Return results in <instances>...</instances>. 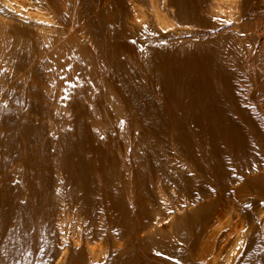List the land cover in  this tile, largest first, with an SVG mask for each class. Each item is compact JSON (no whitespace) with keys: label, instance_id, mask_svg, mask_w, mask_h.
<instances>
[{"label":"bare ground","instance_id":"6f19581e","mask_svg":"<svg viewBox=\"0 0 264 264\" xmlns=\"http://www.w3.org/2000/svg\"><path fill=\"white\" fill-rule=\"evenodd\" d=\"M239 1L0 0V264L30 255L41 264L47 237V264H67L71 248V264L85 252L98 255L93 264H264L263 127L239 83L264 88L253 55L264 52V16L248 49ZM199 146L220 162L248 156L252 167L227 174L226 192L243 207L252 177L255 225H242L239 210L223 216L222 198L207 193L174 212L150 210L176 173L196 167ZM199 214L207 224L183 241L176 227Z\"/></svg>","mask_w":264,"mask_h":264},{"label":"rangeland","instance_id":"374dc122","mask_svg":"<svg viewBox=\"0 0 264 264\" xmlns=\"http://www.w3.org/2000/svg\"><path fill=\"white\" fill-rule=\"evenodd\" d=\"M246 1V0H245ZM244 0H240L239 1V5L241 6V8H240V14H241V17H243L241 20H242V24L244 25L245 24V26H247L248 27V25L250 26L249 28L250 29H252V32L250 33V38H249V40L251 41V42H248L247 43V47H248V49H250V48H252V49H254L255 47H254V39H255V35H256V32H254L253 30V26L255 25V24H257V25H259L260 24V22H258V21H256V19L254 18L255 16H258V18H260L261 17V15H262V17L264 16V10H263V12L262 11H260L257 7H259V1H263V0H248V1H246L245 2ZM241 2V3H240ZM248 2V3H247ZM250 3V5H248ZM246 5V6H245ZM252 5H255V6H252ZM243 6V7H242ZM248 6V7H247ZM256 9H255V8ZM243 8H246V9H243ZM249 8L250 9H252V10H249ZM242 9V10H241ZM248 10V11H247ZM245 12V13H244ZM259 12V13H258ZM246 14V15H245ZM249 19V20H248ZM261 25V24H260ZM253 36H254V39H253ZM252 38V39H251ZM250 43V44H249ZM251 43H253V45H251ZM251 45V46H249V45ZM253 46V47H252ZM250 47V48H249ZM252 49L250 50V51H252ZM258 50V51H257ZM260 51H262V49H261V47H258V48H256V50H255V52L253 51V55L255 54V58H256V56L258 55V54H256V53H260L259 55V61L261 62L260 64V66H262V69L264 70V52H263V55H262V52H260ZM261 58V59H260ZM263 58V59H262ZM243 79V80H242ZM242 79H240L239 80V83L241 84V87H242V90H241V93H242V95L244 96V97H249L250 96V99L249 98H244L247 102H249L250 101V108L252 109L251 111H253L254 113H252L253 114V117L255 118V122H256V124H257V130L259 131L260 129L259 128H261V127H263L264 128V107L262 108V106L261 105H263L264 106V91H263V89L264 88H262V86L260 85V82L258 81V80H252L251 78H249L248 76H244V77H242ZM248 79V80H247ZM242 80V81H241ZM246 81V82H245ZM253 81L255 82V83H253ZM184 84H187V82H189L188 80H185V81H182ZM243 82V83H242ZM258 82V83H257ZM255 84V85H254ZM247 85V86H246ZM252 87H251V86ZM260 86V87H259ZM255 87H257V88H255ZM259 87V88H258ZM264 87V86H263ZM244 88H245V90H244ZM254 90V91H252V90ZM259 89V90H258ZM263 92H262V91ZM261 91V92H260ZM252 92H254V93H252ZM255 92H257V93H255ZM245 93H246V95H245ZM196 94H197V97H196ZM263 96V97H262ZM263 98V99H262ZM184 99V102L186 101L187 103H190V101H189V99L190 98H188V97H184L183 98ZM187 99H188V101H187ZM192 99V98H191ZM193 99H195V100H197L198 102L200 101L201 103H203V97H202V95H201V93H194V98ZM257 100V101H256ZM262 102L261 103V105L259 104V102ZM253 103H254V105L255 104H257V106L259 107H257V106H254L253 105ZM259 104V105H258ZM253 105V106H252ZM255 108V109H254ZM261 109H263V110H261ZM261 110V111H260ZM257 111V112H256ZM191 112V113H190ZM260 112V113H259ZM263 112V114L261 115V113ZM189 113V114H188ZM187 115H188V119H190V118H193V115H192V111L191 110H188V112H187ZM256 115H259V117L258 116H256ZM256 118H257V120H256ZM261 118V119H260ZM263 121V122H262ZM263 123V124H262ZM262 124V125H261ZM263 128H261V130L259 131V137H260V140H261V138H262V140L260 141V148H259V150H258V148H256V150H257V153H256V155H257V157L258 158H260V160L262 161V162H264V129ZM256 129V128H255ZM201 148V149H200ZM204 147H201V146H199V148H197V152H201L200 153V155H199V157H200V160H201V158H202V160L201 161H205V162H202V164H199V162H200V160H199V157L196 159V164H195V166L197 167H194V168H189L188 169V167L185 169V170H183V171H179L178 173H176L177 175L179 174V176H181V180L179 179L178 180V182H175V184L173 185V186H171V188H166L165 190H164V192H163V196H162V198H161V200L160 201H158V200H153L152 201V203H151V205L149 206L150 207V210L152 211H157V212H159V214L160 215H162V214H165V211L166 212H174L175 210H178V209H180L181 207H182V205H185L186 203H188V200L192 197V196H194V194L195 195H199L200 194V196H203V195H205L206 193L208 194V195H210L211 197H215V198H217V199H221L223 202H225V203H223L222 201H221V205H222V209H223V211H222V209H221V213H223L222 215L223 216H225V214H228L229 216H230V213L232 214L233 212H231V211H234V212H236L237 210H239V212L238 213H240V215H242L243 214V219H242V217H241V224L243 225L244 224V226H246V224H247V222H248V224H247V226H251V225H255L256 223H257V221L254 219L253 221H254V223H252L253 221H251L250 219H249V216H250V214L249 213H251L255 208V206L254 205H256L255 204V202H253L254 200H252V198L254 197V196H252L253 194H254V192H253V190H251V189H249L250 191L249 192H247L248 190V187H249V183H251L253 180H252V177H247V178H245V184H244V188L242 189V195L241 196H244V198H245V202H246V204L245 203H243V204H241V205H243V207H237V205H233L232 204V200L230 199V197H228V195H227V192H226V190H227V174H233V171L236 173V172H239V171H244V170H246L248 167H252V162H248L249 160H247L248 158V156H240V157H234V158H230V159H228V158H225V159H222V161L220 162V161H218V160H216V159H213V156L212 155H210L211 153H210V150H208V148H204ZM198 149H200V150H198ZM206 149H207V151H206ZM203 151H204V153H203ZM205 151L207 152V153H205ZM262 151V152H261ZM209 153V154H208ZM203 154V155H202ZM206 154V156H207V158L204 156ZM202 155V156H201ZM206 158V159H205ZM247 158V159H246ZM239 159V160H238ZM207 160V161H206ZM209 160H211V161H209ZM246 160V161H245ZM199 161V162H198ZM232 161H234V163L232 162ZM214 162V163H213ZM226 162V163H225ZM231 162V164H229ZM219 163V164H218ZM233 163V164H232ZM247 163V165H245ZM254 163H256L255 161H254ZM258 163H260L261 164V162H258ZM199 164V165H198ZM207 164V165H206ZM213 164V165H212ZM217 164H218V166H217ZM221 165V166H220ZM226 165H229V166H227L228 167V169H227V167H226ZM239 165V166H238ZM199 166V167H198ZM201 166H202V168H201ZM214 166V167H213ZM217 166V167H216ZM238 167V168H237ZM246 169H245V168ZM240 168V169H239ZM195 169V170H194ZM198 169V170H197ZM209 169H211V171L209 170ZM212 169H214L215 171V173L213 172V170ZM221 169V170H220ZM235 169V170H234ZM189 170V171H188ZM197 170V171H196ZM200 170V171H199ZM191 171V172H190ZM195 173H194V172ZM224 171V172H223ZM182 173V175H181V173ZM210 172V173H209ZM197 173V174H196ZM219 173V174H218ZM190 174H191V176H190ZM205 174V175H204ZM225 174V175H224ZM192 178V179H191ZM187 179V180H186ZM190 179V180H189ZM196 181H195V180ZM198 179V180H197ZM217 179H219L218 181H217ZM223 179V180H222ZM184 180V181H183ZM194 180V181H193ZM247 180V181H246ZM217 181V182H216ZM183 184H182V183ZM188 182V183H187ZM190 182V183H189ZM202 182V183H201ZM208 182V186H207V183ZM187 183V184H186ZM194 183H195V185H194ZM225 183V184H224ZM180 186H179V185ZM176 186V187H175ZM179 186V187H178ZM189 186V187H188ZM197 187L196 188V190H198V191H196L195 190V188L194 189H192L193 187ZM209 186H210V188H209ZM222 186V187H221ZM246 186H247V189H246ZM175 187V188H174ZM185 187V188H184ZM187 187V188H186ZM212 187V188H211ZM214 187V188H213ZM224 187V188H223ZM225 187H226V189H225ZM173 188H174V191H173ZM199 188V189H198ZM209 188V189H208ZM250 188V187H249ZM189 189V190H188ZM190 189H191V191H190ZM203 189V190H202ZM212 189V190H211ZM178 192H177V191ZM208 190H210V192L208 191ZM175 191H176V193H175ZM185 191V193H183ZM193 191H195V192H193ZM201 191V192H200ZM204 191V193H202ZM212 191V192H211ZM220 191V192H219ZM246 192V193H244V192ZM253 193H252V192ZM170 192V193H169ZM172 192H173V194H172ZM180 192V193H179ZM197 192H200V193H197ZM169 195H167V194ZM174 193L176 194V196L174 195ZM192 193H194V194H192ZM202 193V194H201ZM214 193V194H213ZM220 193H222V195L220 194ZM179 194H181V195H179ZM185 194V195H184ZM206 194V195H207ZM251 194V195H250ZM171 195H172V197H171ZM191 195V196H190ZM214 195V196H213ZM218 195V196H217ZM249 195V196H248ZM182 196V197H181ZM187 196V197H186ZM190 196V197H189ZM219 196H222V197H219ZM186 197V198H185ZM210 197V199H212ZM247 197V198H246ZM250 197V198H249ZM166 198V199H165ZM167 198H168V200H167ZM163 199V200H162ZM173 200V202H169V201H172ZM177 199V200H176ZM188 199V200H187ZM249 199V203H248V200ZM260 199H262V201H264V196L263 195H260ZM163 203H162V202ZM166 201H167V203H166ZM177 201V202H176ZM230 201H231V203H230ZM254 203V205H252L253 203ZM168 202H169V204H168ZM174 202L175 203H177V205L176 204H174ZM173 203V204H172ZM182 203V204H181ZM205 203V204H204ZM223 203V204H222ZM227 203V204H226ZM252 203V204H251ZM168 204V205H167ZM172 204V205H171ZM179 204V205H178ZM207 204V205H206ZM211 204V203H210ZM210 204H209V202L207 201V202H203V205H206V206H210ZM157 205V206H156ZM175 207H174V206ZM202 205V206H203ZM226 205V206H225ZM252 206V208H251V206ZM152 206V207H151ZM227 206H228V209H227ZM229 206L231 207V209L232 210H230V208H229ZM233 206V207H232ZM236 206V207H235ZM245 206H247V207H245ZM179 207V208H178ZM155 208H156V210H155ZM160 208V209H159ZM198 208H200V207H198ZM197 207L195 208L196 210L198 209ZM210 208V207H209ZM236 209V210H234V209ZM241 210H240V209ZM250 208V209H249ZM256 208H257V206H256ZM253 209V210H252ZM170 210H173V211H170ZM230 210V211H229ZM246 210V211H245ZM251 210V211H250ZM50 211H52V208H51V210L50 209H48V212H50ZM164 211V212H163ZM226 211V212H225ZM242 212V213H241ZM0 213H1V210H0ZM184 213H188L189 214V211L188 212H184ZM184 213H182V212H179V213H177L176 215H175V218H177V221H178V219H180V218H182L183 217V214ZM246 213H248L247 215H246ZM228 215H226L225 217H228ZM200 214L199 215H196L194 218H192L193 219V221H194V219H195V221H196V223H194L193 221H192V219H189L185 224H183V225H181L180 227L179 226H177L176 228H177V230L175 229V233L176 234H178L182 239H183V241H190V239L191 240H195L196 238H197V236H199L200 235V233L199 232H201L202 231V229H203V227L207 224V221H208V219H209V216H205V215H201L200 217ZM202 216H204V217H202ZM246 216V217H245ZM199 219V220H197V218ZM0 218H1V214H0ZM205 218V219H204ZM246 218V219H245ZM247 218H248V220H247ZM200 219H202L204 222H205V224L203 223V221L202 220H200ZM206 220V221H205ZM203 223H201V222ZM199 224H198V223ZM250 222V223H249ZM194 223V224H193ZM252 223V224H251ZM197 224V225H196ZM200 225V226H199ZM202 225V226H201ZM186 226V227H185ZM190 226V227H189ZM183 227V228H182ZM200 227V228H199ZM186 230H185V229ZM191 230H190V229ZM198 229V230H197ZM200 229V230H199ZM225 229L226 230H222L223 231V233H226V232H228V228H226L225 227ZM195 236V237H194ZM187 237V238H186ZM50 237H47V246L46 247H44V248H42V247H40V249H39V253L38 254H40V257H39V255H38V257L40 258V261H42V263L41 264H47L46 262H51V259H52V257L51 256H54V253H55V246H54V244H55V241L53 240V242H51L52 240L51 239H49ZM186 238V239H185ZM189 238V239H188ZM195 238V239H194ZM160 240V243L161 242H163L161 239H159ZM159 240L158 241H155V239H149V241H152V242H154L155 241V244L156 245H158V246H163V244H164V242L163 243H161V245H160V243H158L159 242ZM50 241V242H49ZM69 242V241H68ZM53 244V246L54 247H52L53 249H54V252L53 251H51V250H53V249H51V246H52V244ZM98 243V242H97ZM51 244V245H50ZM101 244V242H99V244H96V248H98V246ZM180 245V246H179ZM80 246V245H79ZM177 247L180 249L181 248V250L183 249V252L185 253V254H187V252H185V251H187L185 248H186V245H185V243H181V242H179L178 244H177ZM79 248V247H78ZM42 249V250H41ZM45 249H48V250H45ZM72 249V248H71ZM70 249V251L67 253V259H66V263L67 264H71V262L73 263V260H71V259H74L73 257L70 259V257L71 256H73V255H71V254H73ZM40 250H41V252L42 251H44V254H43V252L41 253L40 252ZM25 251V252H24ZM28 250L26 249L25 250V248H23L22 249V251H21V253L22 254H24V253H26ZM47 251V255H46V252ZM24 252V253H23ZM28 253H29V251H28ZM53 253V254H52ZM154 253H156V252H154ZM48 254H52V255H49V257L47 258L46 257V259L48 260H46L45 259V256H48ZM85 254L86 255H84L83 254V256H82V260H81V264H93V263H95V261H96V259H95V257L96 256H98V255H90L89 253L87 254L86 252H85ZM71 255V256H70ZM88 255V257L89 258H87L86 256ZM42 256V257H41ZM43 258V259H42ZM51 258V259H50ZM89 259V260H88ZM46 260V261H45ZM95 260V261H94ZM37 262V260L35 259V257H34V255H30V256H28V259H27V262H28V264H36V262ZM68 261V262H67ZM83 261V262H82ZM91 261H92V263H91ZM88 262V263H87ZM48 263V264H49ZM62 263H64V261L62 262ZM61 263V264H62Z\"/></svg>","mask_w":264,"mask_h":264}]
</instances>
